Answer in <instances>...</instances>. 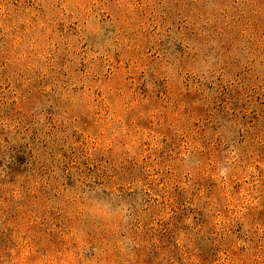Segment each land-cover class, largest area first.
I'll return each mask as SVG.
<instances>
[{
  "label": "rangeland",
  "instance_id": "rangeland-1",
  "mask_svg": "<svg viewBox=\"0 0 264 264\" xmlns=\"http://www.w3.org/2000/svg\"><path fill=\"white\" fill-rule=\"evenodd\" d=\"M0 264H264V0H0Z\"/></svg>",
  "mask_w": 264,
  "mask_h": 264
}]
</instances>
